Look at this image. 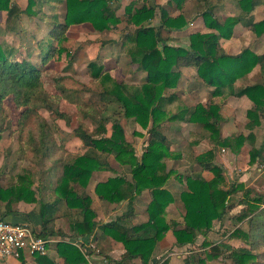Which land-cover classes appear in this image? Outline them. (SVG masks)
<instances>
[{
  "label": "trees",
  "instance_id": "16d2710c",
  "mask_svg": "<svg viewBox=\"0 0 264 264\" xmlns=\"http://www.w3.org/2000/svg\"><path fill=\"white\" fill-rule=\"evenodd\" d=\"M28 1V7L23 11L16 0H0V11L7 12L8 30H13L16 20L22 13L34 14L33 8L38 4V0ZM121 1L66 0L65 24L53 22V27L43 40L45 46L40 54L41 60L46 63L50 59L63 61L65 58H72L69 39L66 37L67 30L72 25L90 23L97 31L105 32L109 31L111 26L119 24L117 13ZM199 1L208 6L203 14L205 23L217 34L215 32L192 34L189 36V47L170 46L161 35L164 30L183 29L187 23L182 15L170 17L163 7H159L162 20L159 26L153 27L150 22L156 15V7L143 5L135 11L132 7L127 8L129 23L137 27L133 32L123 36L130 44L127 52L134 63H139V69L146 71L148 76L141 86H132L114 81L109 74L102 73L101 68L94 63L91 64L93 77L103 89L100 95L103 108L95 111L99 116H94V121H97L99 126L92 131L82 124L76 128L75 134L82 140L86 150L83 153L69 154L70 157L63 161V173L54 190L57 199L54 202L39 203L42 206L40 209L42 223L41 230L37 232L38 236L44 238L54 235L66 236L62 232H56L52 227L57 206L63 202L69 210L77 213L70 224L69 236L85 242L97 230H101L103 240L110 237L124 246L125 252L121 259L117 260L119 264H131L135 260H140L141 264H154L153 253L166 232L170 230L173 231L176 245L179 247L195 245L198 235L204 237L203 248L211 247L209 251L200 253L192 251L189 258L185 259L186 264H210L209 261L225 254L223 249H226V253L230 252L227 257L235 264H259V255L247 247L232 248L224 244L211 246L208 240L215 221L223 220L227 212L236 205L233 204L234 195L241 191L243 198L238 200V203L243 206V211L237 221L248 220V224L255 225L264 215V195L245 188L243 184L236 185L232 190L223 187L225 178L221 166L214 163L213 150L198 156L196 161L204 170L213 172L214 178L208 181L200 174L191 176L186 181L189 190L180 195V201L185 208L184 227L179 228L178 222L166 221V209L173 198L164 188L170 176V173L165 172L166 165L163 161V158L169 157V146L167 137L161 131V125L168 116L164 109L177 98L174 95L166 96V91L176 86L181 76L180 69L195 67L201 79L215 87V97H246L252 103L247 111L249 118L247 127L251 131L259 128L261 119L264 118V53L254 54L246 49L230 56L220 46V40L231 39L234 28L239 24L249 26L259 37L264 35V19L260 22L251 20L258 0H236V5L242 13L225 20L214 16L210 0ZM253 71L257 74L256 83L248 85L238 83L239 79ZM42 73V68L37 64L18 57L14 48L0 44V140L2 133L8 128L4 126L5 102L11 97L16 109L21 111L17 121L19 131L22 135L30 137L29 144H33L37 152L47 154L57 145L51 129L35 109V103L40 100L39 95L44 90ZM220 104L211 103L208 106L197 104L190 109H183L180 114L170 118L186 119L197 124L203 131L209 133L201 134V137L216 146L239 149L246 141H251L253 136L250 134L248 137L244 135L222 137L219 127ZM90 114L92 116V113ZM58 115L68 124L71 123L70 116L63 112H59ZM123 116L134 119L143 129H148L151 124L148 130L149 144L141 158L136 155L120 124V118ZM108 123H112L110 136L106 135ZM263 152L264 145L253 148L251 151L253 164L262 158ZM110 155L121 165L128 166L132 177L128 179L125 175H118L98 183L95 187L98 199L113 204L127 201L131 211L135 197L150 190L152 201L146 209L148 216L146 222L131 224L129 216H120L103 225L96 221L97 215L92 208V199L87 194V186L94 173L113 171L107 161ZM32 185V178L29 175H18L16 181L6 187L0 185V204L5 203L6 210L0 219L7 220V216L17 215L13 204L22 202L38 204L39 200ZM250 232L236 228L230 237L249 244ZM74 241L57 242L58 255L64 260V264H88L85 252ZM92 252L93 250L88 248V253ZM104 257L112 259L107 254ZM21 260L25 262L24 257ZM33 261L39 264H52L47 256L42 255H37Z\"/></svg>",
  "mask_w": 264,
  "mask_h": 264
},
{
  "label": "rangeland",
  "instance_id": "374dc122",
  "mask_svg": "<svg viewBox=\"0 0 264 264\" xmlns=\"http://www.w3.org/2000/svg\"><path fill=\"white\" fill-rule=\"evenodd\" d=\"M65 1L38 0V4L33 8L34 14L22 13L16 20L13 30L7 29V12L0 11V44L14 48L18 57L31 60L43 70L44 90L39 95L40 100L35 103V109L43 117V122L51 129L57 145L47 154L37 152L36 147L29 144L30 137L22 135L17 126L21 111L16 109L11 97L6 99V123L4 126H8V128L2 133L0 140V185L8 186L11 182L16 181L18 175H29L32 178V189L39 200L38 204L22 202L13 204V208L17 216L24 217L23 224L29 225L36 232L41 230L42 223L40 216L42 206L39 203L54 202L57 199L54 190L62 175L61 173H63V161L70 157L69 154L83 153L86 150L82 140L75 134L76 128L82 124L92 131L96 126H99L98 122L94 121V116H99L95 111L103 108L100 96L103 89L93 77L91 64L94 63L98 68H101L102 73L109 74L114 81L132 86H141L148 76L146 71L139 69V63H134L127 52L130 44L123 36L137 29L127 19V8L132 7L135 11L143 5L156 7V15L150 22L153 27L159 26L162 20L159 7H163L170 17L182 15L187 23L183 29L164 30L161 33L170 46L189 47L190 35L215 32V30L208 28L205 23L203 14L208 6L203 1L122 0L117 13L120 19L119 24L111 26V29L105 32L97 31L90 23L72 25L66 33L72 58L64 57L63 61L50 59L44 63L40 58L45 46L43 40L53 27V22L65 24ZM16 2L23 11L27 9L28 0H16ZM210 4L214 9L212 13L220 20L239 16L242 13L236 5V0H210ZM251 19L254 22H260L264 19V0H258V6ZM215 33L217 34V32ZM224 45L228 46L227 49L223 48ZM220 46L230 56L237 55L246 49L254 54H262L264 53V35L259 37L249 26L239 24L234 28L231 39L220 40ZM183 68L191 69L183 71ZM180 70L181 76L176 86L166 91V96L174 95L177 98L164 109L168 116L161 125V131L167 137L169 146V157L163 158L166 165L165 172L170 173L164 188L173 198L166 209V221L168 223L178 222L179 228H183L185 208L180 201V195L189 190L187 179L198 174L208 181L214 178L213 172L204 170L203 166L196 161L198 156L208 151L213 150L215 152L214 163L222 168L225 178L224 188L232 190L236 185L243 184L245 188L264 195V152L262 158L256 160L257 162L254 164L251 154L253 148L264 145V118L261 119V126L251 131L247 127L249 122L247 111L252 103L246 97H215V87L205 83L198 75L195 67H182ZM257 80V74L253 71L239 79L238 83L248 85L256 83ZM211 103H221L219 127L222 137L238 135L248 137L251 134L252 140L246 141L239 149L216 146L208 139L201 137V134L209 133L203 131L197 124L188 122L186 119L170 118L175 114H180L183 109H190L197 104L208 106ZM59 112L70 116L71 123L68 124L66 120L61 119L58 115ZM120 124L128 142L133 145L136 155L141 158L149 144L150 134L148 130L151 124L148 129H143L134 119L124 116L120 118ZM106 129V135L110 136L112 123H108ZM107 161L113 171L94 173L87 186V194L92 199V208L97 215L96 221L103 225L120 216H129L131 224L146 222L148 220L146 209L150 204L149 202L152 201V195L147 193L140 197L137 195L132 202L131 211L127 201L121 204H113L98 199L95 193V187L98 183L118 175H125L128 179L132 177L128 166L121 165L114 156H108ZM233 198V204L236 205L227 212L223 220L215 221L213 230L208 235V240L211 242V246L224 244L232 248L247 247L259 255V264H264V215L255 225L248 224V220L238 222L237 218L243 211V206L238 203V200L243 198V191L234 195ZM4 205L5 203L0 204V216L6 211ZM76 214L69 210L65 203L58 204L52 227L56 232H62L66 236H49L55 242L51 244L48 254L45 256L52 261V264H64V260L56 251V243L61 240H75L69 234L70 224L76 218ZM236 228L244 229L245 232L251 231L249 244L243 240L230 237ZM172 232V230L166 232L164 238L158 243L156 247L158 252L153 253L154 264L164 262L186 264L185 259L189 258L190 252L200 253L209 251L211 248L210 246L203 248L204 237L202 235H198L195 245L181 248L176 245V238ZM95 234H97V240H93L92 244L96 251H102L103 253H99L102 257L107 254L114 260H120L125 252L124 246L110 237L103 240L101 230H97ZM101 240L103 242L100 244ZM161 242L162 244H160ZM109 251L115 254L110 255L111 252L109 253ZM223 251L225 254L208 263L235 264L232 259L227 257L230 252L227 251L226 253V249ZM135 262L137 260L131 264H135ZM138 263L141 264L140 260ZM0 264L22 263L0 258ZM23 264L39 263L30 259Z\"/></svg>",
  "mask_w": 264,
  "mask_h": 264
},
{
  "label": "built area",
  "instance_id": "2783aa9c",
  "mask_svg": "<svg viewBox=\"0 0 264 264\" xmlns=\"http://www.w3.org/2000/svg\"><path fill=\"white\" fill-rule=\"evenodd\" d=\"M55 240L50 237L38 236L27 224H18L0 219V258H13L21 260L22 257L35 258L37 255L48 254L51 244ZM75 244L85 252L88 264H119L117 260L107 259L99 255L92 242H84L76 239ZM85 243V245H83ZM88 248L95 250L98 254V261H94L92 254L88 253Z\"/></svg>",
  "mask_w": 264,
  "mask_h": 264
},
{
  "label": "crops",
  "instance_id": "0c3cea01",
  "mask_svg": "<svg viewBox=\"0 0 264 264\" xmlns=\"http://www.w3.org/2000/svg\"><path fill=\"white\" fill-rule=\"evenodd\" d=\"M252 20V19H251ZM253 21V20H252ZM245 26H247V25H245ZM238 28V27H237ZM239 29V28H238ZM226 47H228L227 45H224L223 46V48L224 49H227ZM230 53V52H229ZM187 69H191V68H183L182 70L184 71V70H187ZM194 69V68H193ZM197 71V70H196ZM196 75V74H195ZM149 194V195H152V194H150L151 193V191L150 190H146V191H144L142 194H140V195H138V197H140V196H142V195H144V194ZM7 220H10V221H17V222H20V223H23V221H24V217H20V216H17V215H15V216H7ZM23 220V221H22ZM37 223H39L38 221H37ZM51 237V236H50ZM96 241L97 240V234H93V236H91V237H89V238H87L86 240H85V242H92V241ZM103 241L101 240L100 241V244L102 243ZM163 242V241H162ZM162 242L160 243V244H162ZM162 247V246H161ZM181 248H183V247H181ZM158 250V248L156 249V251L154 252V253H156V252H158L157 251ZM111 251H109V253H110ZM191 253V252H190ZM92 254V256H93V259H94V261H98L99 259V257H98V254L96 253V251L95 250H93V252L91 253ZM113 254H115V253H113V252H111L110 253V255H113ZM100 255V254H99ZM4 259H8V260H12V261H15V262H21L22 264L23 263H25V262H27V261H29L30 259H34V258H32V257H29V256H26V257H24V260H25V262H23L22 260H16V259H13V258H4ZM113 259V258H112ZM153 260H154V258H153ZM154 262V261H153ZM135 264H139L138 263V260H137V262H135Z\"/></svg>",
  "mask_w": 264,
  "mask_h": 264
}]
</instances>
